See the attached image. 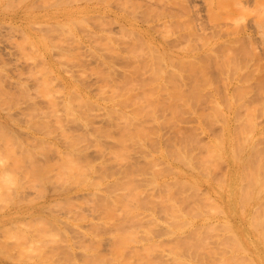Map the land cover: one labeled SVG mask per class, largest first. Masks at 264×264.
<instances>
[{
    "label": "rangeland",
    "instance_id": "374dc122",
    "mask_svg": "<svg viewBox=\"0 0 264 264\" xmlns=\"http://www.w3.org/2000/svg\"><path fill=\"white\" fill-rule=\"evenodd\" d=\"M141 26L182 62L161 73ZM179 151L210 153L196 171L217 183L264 188V0H0V171L20 181L0 197V264H187L192 227L174 232L167 200L188 214L211 181L178 186ZM241 205L264 221V193ZM119 230L135 234L123 251Z\"/></svg>",
    "mask_w": 264,
    "mask_h": 264
},
{
    "label": "bare ground",
    "instance_id": "6f19581e",
    "mask_svg": "<svg viewBox=\"0 0 264 264\" xmlns=\"http://www.w3.org/2000/svg\"><path fill=\"white\" fill-rule=\"evenodd\" d=\"M146 6L150 7L148 4H146ZM117 18L121 19V15H118ZM12 20L13 21L17 20V17L16 16L12 17ZM132 21L133 23H135L133 19ZM148 21L151 20L148 19ZM121 22L123 23L122 27H126L125 25L128 24V22L125 21H121ZM139 32L141 39H145L150 42L148 50H150V52L153 54L155 53V56L158 57V58H152V60L154 64L160 66L159 69L162 68L161 73L164 70L165 64H168L170 62L173 64L175 63L176 59L182 62L184 55L176 52L174 49L170 47V45H174L175 42L163 41V42H167V46L166 44L157 45L158 42L153 39L152 31L150 29L141 26ZM151 42L153 44H151ZM168 44L170 45L168 46ZM165 79L166 78L162 77L161 74L159 80L166 86ZM176 95H180V93H177ZM152 107H153L152 103L149 104L147 103L146 109ZM9 137L10 136L7 132L1 131V138H3L4 141H6L7 143H8L7 139ZM229 139L228 142H230ZM236 145H240V146L236 147L238 149L237 151L232 153V156L233 158L240 160V162L238 161L236 163L237 165H235L240 169L243 165L247 164L250 156L249 153H247V151L242 149L241 140H238V143ZM219 150L220 153L223 154L222 147L219 148ZM206 155L208 156L209 159L202 155L199 158V160L196 161L195 159H192L190 155L179 151L177 158L178 163L176 168H180L179 172L181 173L178 174L176 177H174V182L178 186L191 185L193 187H198V185L202 183L204 180L211 181L210 188H208L209 191H207L205 195V197H207V204L193 205L192 207H190V210L188 211L189 214L188 215L187 213H184L182 211L183 209L182 205L175 198L176 197L175 193H174L175 197L170 196V198H168L167 200V202H169L167 205H170L169 213L175 219V226L173 229L174 232L180 233L184 231L187 227H192V233L190 234L189 239L179 241V243L186 241L190 246V248L196 251L195 256H190L188 259H185L186 263L187 264H264V221L259 220L255 223L253 222L254 220L252 219V215L256 219H258L259 216L257 213L254 212V210L249 208L250 204L248 203L245 204V205H249L247 208L250 209V214H248L245 209L243 210L241 209V207L245 208V205L243 206L241 205L245 201H249V203L259 202L260 199L262 198V194L264 193V188L259 185L253 192L247 193L244 190H240L241 184L237 178L234 179V181L230 180V183L226 186V184L221 180L219 183H217L218 181H213V179H211L210 177H206V176L204 177V175H201L199 173L200 172L199 170L201 168L206 170L209 169L210 168L209 162L212 159L210 158L211 155L210 153H207ZM2 159L3 158H1V152H0V160ZM195 163L197 164L196 166ZM196 170H198L199 172H197ZM5 175L6 173L0 171V197L3 198L6 197V190L11 185L12 182H17L20 185V181L18 177L15 178L14 176L6 177ZM153 180L159 184L162 183L161 179L158 176H155ZM217 184H219V186H217ZM219 190L221 192L218 193ZM15 202L20 205V202L18 200L15 199ZM24 208L25 207L23 206L21 210L19 209L15 211V214L19 211H23ZM228 208H232V211L229 210ZM214 209H217L216 213H214L215 212ZM32 210L33 212H38L39 210L42 209H40L39 205H37L36 208H33ZM220 213H222V215H219ZM232 213L234 217H238L236 218L235 222L232 218H230ZM11 222H12L11 214L5 213L3 215V218L0 219V226L10 227ZM218 223L223 225L225 232L220 236L219 241L215 243L216 245H214L207 241V232L211 231ZM117 235H118L117 240L121 237L122 239L118 241L114 245V247L115 249L121 251L124 250V247L128 244L129 241L135 239L134 232L129 233L124 230H119ZM23 244L24 243L16 244L19 245L18 248L21 253H23L26 250L25 247L26 245ZM5 246L9 247L8 245ZM5 246H1L0 252L6 250ZM28 246L31 249L34 247L32 244ZM217 246L222 247L221 252H218ZM174 247L175 245L173 246V249ZM196 249L203 250L204 254L207 255L209 259L205 261L201 259L199 256V252ZM135 254L136 256H141V251L136 249ZM2 255L4 257L6 256L4 254ZM152 263L155 264L153 261ZM119 264H124V260H121ZM138 264H142V263L139 262Z\"/></svg>",
    "mask_w": 264,
    "mask_h": 264
}]
</instances>
